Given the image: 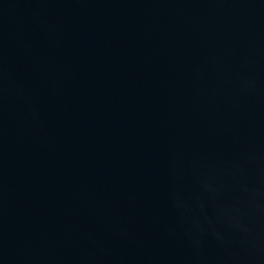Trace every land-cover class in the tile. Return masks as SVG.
<instances>
[{
	"label": "water",
	"instance_id": "water-1",
	"mask_svg": "<svg viewBox=\"0 0 264 264\" xmlns=\"http://www.w3.org/2000/svg\"><path fill=\"white\" fill-rule=\"evenodd\" d=\"M0 264H264V0H0Z\"/></svg>",
	"mask_w": 264,
	"mask_h": 264
}]
</instances>
